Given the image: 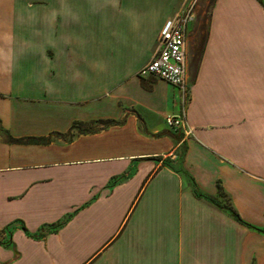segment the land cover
<instances>
[{
    "label": "crops",
    "instance_id": "1",
    "mask_svg": "<svg viewBox=\"0 0 264 264\" xmlns=\"http://www.w3.org/2000/svg\"><path fill=\"white\" fill-rule=\"evenodd\" d=\"M188 2L184 93L137 72ZM196 4L0 0V264H264V0Z\"/></svg>",
    "mask_w": 264,
    "mask_h": 264
},
{
    "label": "built area",
    "instance_id": "2",
    "mask_svg": "<svg viewBox=\"0 0 264 264\" xmlns=\"http://www.w3.org/2000/svg\"><path fill=\"white\" fill-rule=\"evenodd\" d=\"M195 19V3L188 2L168 19L157 39L154 57L137 75L141 78H157L186 92V27ZM168 126L184 129L185 120L180 116H167Z\"/></svg>",
    "mask_w": 264,
    "mask_h": 264
},
{
    "label": "rangeland",
    "instance_id": "3",
    "mask_svg": "<svg viewBox=\"0 0 264 264\" xmlns=\"http://www.w3.org/2000/svg\"><path fill=\"white\" fill-rule=\"evenodd\" d=\"M210 2L211 0H197L196 6H199V10L204 15V17H206L209 12ZM224 201L226 202V198H224ZM80 213L81 211L75 213L70 212L66 214L64 218L62 217L60 219V221L63 222L61 228L64 227V224H66V222L69 223L70 221H72L74 217L77 221L73 226H83L84 213ZM47 226L48 225H45V227ZM42 228H39L38 232L41 231ZM45 229L49 230L48 227ZM92 246L94 247V245H90L89 241H85L83 239L77 242L69 243L66 236H62V239L60 241L50 243V252H53L52 257L54 258V261L50 264H89L91 260L87 262L89 258L88 253L90 252Z\"/></svg>",
    "mask_w": 264,
    "mask_h": 264
},
{
    "label": "trees",
    "instance_id": "4",
    "mask_svg": "<svg viewBox=\"0 0 264 264\" xmlns=\"http://www.w3.org/2000/svg\"><path fill=\"white\" fill-rule=\"evenodd\" d=\"M218 196L220 197V198H223V197H225V194H224V192L221 190V188H218ZM209 201H211V202H215V200L214 199H211V198H209ZM231 213H232V215L234 216V217H236L238 220H239V218H238V216L231 210V208L228 206V208H227ZM63 225V222H60V223H57V224H55V225H51V226H49V230H46L47 232H50V233H55V232H57L60 228H61V226ZM39 237H42L43 236V234H39L38 235Z\"/></svg>",
    "mask_w": 264,
    "mask_h": 264
}]
</instances>
